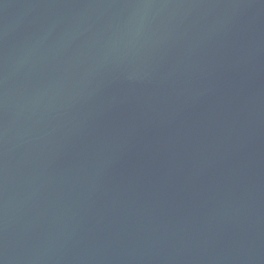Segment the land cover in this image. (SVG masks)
<instances>
[{"label": "water", "instance_id": "water-1", "mask_svg": "<svg viewBox=\"0 0 264 264\" xmlns=\"http://www.w3.org/2000/svg\"><path fill=\"white\" fill-rule=\"evenodd\" d=\"M0 264H264V0H0Z\"/></svg>", "mask_w": 264, "mask_h": 264}]
</instances>
